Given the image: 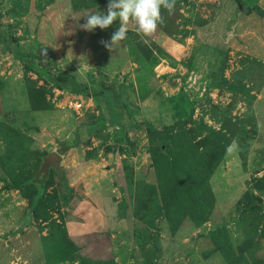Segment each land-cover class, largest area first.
Instances as JSON below:
<instances>
[{"label": "rangeland", "instance_id": "rangeland-1", "mask_svg": "<svg viewBox=\"0 0 264 264\" xmlns=\"http://www.w3.org/2000/svg\"><path fill=\"white\" fill-rule=\"evenodd\" d=\"M108 3L0 0V264H264V0Z\"/></svg>", "mask_w": 264, "mask_h": 264}, {"label": "clouds", "instance_id": "clouds-1", "mask_svg": "<svg viewBox=\"0 0 264 264\" xmlns=\"http://www.w3.org/2000/svg\"><path fill=\"white\" fill-rule=\"evenodd\" d=\"M175 6L176 0H109L106 14L100 11L89 14L85 17V23L79 24L78 27L88 32L97 28L106 30L119 21V27L112 32L110 40L100 41L105 48L112 51L118 42L127 38L130 22L135 23L145 36H149L164 25L163 11L171 14ZM43 54L46 56V51ZM234 149L239 150L235 140L226 151L232 153Z\"/></svg>", "mask_w": 264, "mask_h": 264}, {"label": "trees", "instance_id": "trees-1", "mask_svg": "<svg viewBox=\"0 0 264 264\" xmlns=\"http://www.w3.org/2000/svg\"><path fill=\"white\" fill-rule=\"evenodd\" d=\"M179 122H180V121H179L178 119H176L175 123H179ZM146 124H148V123H146ZM148 126H149V125H148ZM164 129H165V130H171V129H172V126L165 127ZM149 132H150V134L152 133V131H150V130H149ZM151 154H152V157L155 159L156 153H153V152H152ZM66 245H67L68 248H71V246H72L71 242H68V241H67ZM70 253L74 254V251H72V250L70 249Z\"/></svg>", "mask_w": 264, "mask_h": 264}, {"label": "crops", "instance_id": "crops-1", "mask_svg": "<svg viewBox=\"0 0 264 264\" xmlns=\"http://www.w3.org/2000/svg\"><path fill=\"white\" fill-rule=\"evenodd\" d=\"M176 97L178 98V96H176ZM174 100H175V98H173V101H171V102L168 103V104H171L170 106H172V108H174V109L172 110V114H173L174 112H176L179 116H181L180 113H179V112H180L179 109H176V108H175V105H174V103H173ZM175 102H177V101H175ZM177 107H178V106H177Z\"/></svg>", "mask_w": 264, "mask_h": 264}, {"label": "built area", "instance_id": "built-area-1", "mask_svg": "<svg viewBox=\"0 0 264 264\" xmlns=\"http://www.w3.org/2000/svg\"><path fill=\"white\" fill-rule=\"evenodd\" d=\"M81 107V104L80 103H76L74 104V109L77 111L79 110V108Z\"/></svg>", "mask_w": 264, "mask_h": 264}]
</instances>
